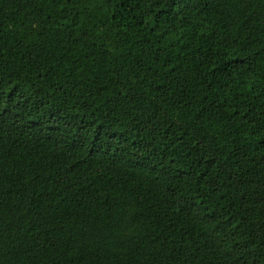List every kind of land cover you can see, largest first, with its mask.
I'll list each match as a JSON object with an SVG mask.
<instances>
[{
    "label": "trees",
    "instance_id": "16d2710c",
    "mask_svg": "<svg viewBox=\"0 0 264 264\" xmlns=\"http://www.w3.org/2000/svg\"><path fill=\"white\" fill-rule=\"evenodd\" d=\"M0 264H264V0H0Z\"/></svg>",
    "mask_w": 264,
    "mask_h": 264
}]
</instances>
